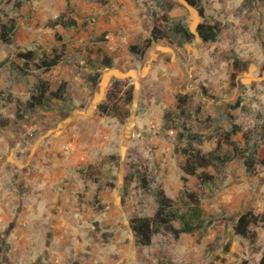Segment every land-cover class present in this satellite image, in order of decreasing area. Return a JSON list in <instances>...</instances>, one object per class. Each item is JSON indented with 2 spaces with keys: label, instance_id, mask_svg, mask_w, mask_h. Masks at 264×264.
<instances>
[{
  "label": "rangeland",
  "instance_id": "obj_1",
  "mask_svg": "<svg viewBox=\"0 0 264 264\" xmlns=\"http://www.w3.org/2000/svg\"><path fill=\"white\" fill-rule=\"evenodd\" d=\"M15 1L0 0V21L16 23L11 43L0 40V94L25 102L38 82L54 91L63 80L68 90L19 122L14 103L0 105L10 121L0 126V264H260L264 224L250 225L253 245L233 227L246 212L264 214V166L247 174L242 158L264 155V0H169L167 18L151 0H21L19 9ZM64 12L75 28L54 25ZM171 20L192 32L218 22L220 33L213 43L160 40L141 58L128 52ZM30 50L31 60L17 57ZM53 51L63 61L37 69ZM108 97L111 110L99 114ZM233 124L237 151L218 149L232 159L194 185L178 168L183 149L212 151ZM183 187L198 195L203 228L188 233L170 221L149 246H135L131 217L154 216L160 189L180 206Z\"/></svg>",
  "mask_w": 264,
  "mask_h": 264
},
{
  "label": "trees",
  "instance_id": "obj_2",
  "mask_svg": "<svg viewBox=\"0 0 264 264\" xmlns=\"http://www.w3.org/2000/svg\"><path fill=\"white\" fill-rule=\"evenodd\" d=\"M160 6H165V14L163 18H167L166 14L174 9V4L169 0H151ZM187 4L194 6L195 0H184ZM197 2V1H196ZM22 6V1H15L14 7L19 9ZM55 26H61L64 29L75 28L76 21L69 16L66 12L59 15L54 21ZM16 27L15 20L12 18H6L4 21H0V40L4 44L11 43V34ZM220 33V24L202 22L197 24L195 31H190L180 20H171V26L161 28L158 25H154L151 33L147 37H137L135 42L129 46L128 52L136 57L141 58L146 50L160 40L168 39L176 42L178 45L189 43L197 38L201 43H213L217 40ZM54 41L59 43L62 41L61 36L56 32L54 35ZM63 46V45H62ZM35 51H26L17 53V57L22 60H31L36 56ZM62 53L53 51L49 56L42 55L38 57L36 68L43 71H48L51 68L57 66L63 61ZM102 64L105 67L110 68L112 66V59L104 53V59ZM97 76L88 77L94 84L97 81ZM117 84V83H115ZM115 86V85H114ZM68 90V82L63 80L56 90H50L47 82H38L35 86V91L30 95L25 102L20 100H13L10 96H3L0 94V105L14 103L16 106L15 121L19 122L26 118L28 112L33 111L35 108H45L53 100H65V95ZM111 99L107 98V102H101L97 105L96 110L99 114H107L111 110ZM180 103H185V97L180 96L177 102L178 109L183 110ZM10 121L7 117L3 116L0 112V126L8 127ZM184 128V127H183ZM240 132V126L233 124L229 131L219 133L217 136L216 149L203 153L201 150H196L187 145L186 149H183L182 154L185 157L183 161L177 159L178 168L188 177H191L193 184L197 182L210 183L211 175L205 172L208 166H212L216 172H220L225 165L232 159L229 154H218L220 145H227L233 147L234 151H237V146L234 141L231 140V136ZM178 141L185 140L184 133L178 132ZM243 158V165L247 174H253L256 166H264V155L258 157L245 156ZM142 188L146 189L148 183L146 180V174L137 176ZM182 180H185L183 177ZM106 188L112 189L113 185L105 184ZM105 188V187H104ZM195 189H187L183 187L181 194V205H175L173 201L165 196L160 189L155 193V201L158 204V209L152 217H140L134 215L129 221V228L134 237V244L138 247L149 246L151 238L155 234H159L164 226L170 221H177L181 224L183 229L188 232L200 231L205 224L206 213L199 208V199ZM264 224V214L254 216L251 212H246L241 215L236 224L233 227L234 234L241 238L249 240V244L255 243V236L249 231L250 225ZM241 264H247L244 260ZM264 264V255L261 259V263Z\"/></svg>",
  "mask_w": 264,
  "mask_h": 264
}]
</instances>
